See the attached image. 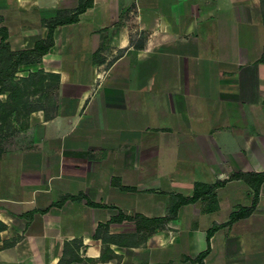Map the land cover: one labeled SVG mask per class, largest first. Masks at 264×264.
<instances>
[{
    "label": "crops",
    "instance_id": "obj_1",
    "mask_svg": "<svg viewBox=\"0 0 264 264\" xmlns=\"http://www.w3.org/2000/svg\"><path fill=\"white\" fill-rule=\"evenodd\" d=\"M79 3L0 0V25L30 50ZM263 14L262 0H93L56 25L25 73L56 76L54 106L31 108L0 155V264H264V181L254 204L230 178L264 171ZM218 180L214 203L161 225L124 217H164L172 192Z\"/></svg>",
    "mask_w": 264,
    "mask_h": 264
},
{
    "label": "rangeland",
    "instance_id": "obj_2",
    "mask_svg": "<svg viewBox=\"0 0 264 264\" xmlns=\"http://www.w3.org/2000/svg\"><path fill=\"white\" fill-rule=\"evenodd\" d=\"M4 17V15L0 16V24H4ZM49 17L51 16H45V19H49ZM65 17L66 16H62V18ZM36 18L38 20L37 23L39 24L42 20L41 13L37 14ZM51 21L49 20L48 22ZM2 27L6 26L0 25V28ZM1 32L2 31H0V38L2 37ZM12 34L13 36L16 34L19 35L20 32L13 31ZM10 49L14 52L29 50H14L11 47ZM25 57L29 59L33 56L26 54ZM18 58V55H11L9 51L0 46V71L6 69L9 74V78L7 76L3 77L6 81V83L4 82L5 87L9 88L5 90H12V94L6 102L0 101V155L1 152H10L12 149L10 148L11 144L12 146L16 145L14 139L12 141H9V139H11L14 135L19 136L23 134L22 129H24L25 125L28 124L31 108L41 107L43 105L45 107L49 106L50 108H53L57 96L58 82L54 74L43 73L42 69H39L35 72H31L30 75L26 77L25 73L30 67L27 63L31 62L25 61L24 63H21L18 68L14 69L13 63ZM2 88L3 86L0 87L1 90H3ZM14 119L17 122L13 123ZM6 158L9 160L10 157L7 155ZM126 227L131 230L134 227V223H126ZM142 236H139L133 231H129L128 233H125V241L137 242L138 238H141ZM117 238L118 237L116 235H107L106 232H103L104 241Z\"/></svg>",
    "mask_w": 264,
    "mask_h": 264
},
{
    "label": "trees",
    "instance_id": "obj_3",
    "mask_svg": "<svg viewBox=\"0 0 264 264\" xmlns=\"http://www.w3.org/2000/svg\"><path fill=\"white\" fill-rule=\"evenodd\" d=\"M263 6H264V0H262ZM93 4V0H81L79 3V6L73 10L70 14L67 15H61L60 14L57 16V18H54L51 22H49V31L47 34V37L44 39H40L36 41L34 48L31 50L27 51H22V52H14L10 49V43L8 42V28L7 27H2L0 28L2 37L0 41V46L4 47L11 55H18L19 58L14 61V69L18 68V66L21 63L26 62H33L41 59V56L46 53L50 47L53 45V31L56 25L60 23H68V22H74L77 20L79 13L85 11L87 7L91 6ZM264 15V14H263ZM62 16H66L65 18H62ZM29 54L32 55L33 57L31 58H26L25 55ZM4 76H7L9 78L8 71L1 70L0 71V85L1 87L3 86V90L9 89L5 87L4 82L6 83L5 79L3 78ZM12 94V90L9 91V96ZM230 178H244L247 180L253 188L255 189V199H254V204L258 201L259 197V190L262 182L264 181V171L263 172H237L234 173L230 176ZM226 182V180H218L214 183H207V182H202V181H196L194 184V190L192 195H184L182 193H175L172 192L170 194V199L169 203L167 206V215L164 217H157V218H151L148 216H145L144 214H136L135 216H130L125 214V218H128L130 220H135L137 223L138 227H146V228H153L155 226L161 225L167 220L170 215H176L178 213L179 208L186 203L194 202L197 199H199L202 196H208L211 197L212 202L214 203L216 201V192L215 189L216 187L223 185ZM127 188V187H125ZM89 204L91 205H101L98 203H95L91 200H88ZM252 208V207H251ZM251 208H243L242 212H234L232 214L231 221L232 222L234 219H236L238 216H240L243 213H247L251 210ZM123 214L121 216L113 217V220H119L122 219ZM102 225V224H101ZM219 227L218 223H215L211 229L208 231V237L212 235V233ZM117 236V235H116ZM62 264V261L61 263Z\"/></svg>",
    "mask_w": 264,
    "mask_h": 264
}]
</instances>
